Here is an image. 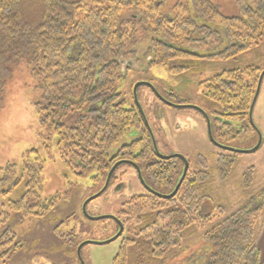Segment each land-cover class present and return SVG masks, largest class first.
I'll list each match as a JSON object with an SVG mask.
<instances>
[{
    "label": "trees",
    "instance_id": "16d2710c",
    "mask_svg": "<svg viewBox=\"0 0 264 264\" xmlns=\"http://www.w3.org/2000/svg\"><path fill=\"white\" fill-rule=\"evenodd\" d=\"M168 3L169 0H0V107L14 65L24 61L39 83L40 95L33 103L39 128L54 135L65 167L74 176L89 180L90 186L102 184L115 160L131 157L137 144L139 156L153 152L140 112L133 105L126 107L115 91L121 79V56L131 55L140 40L149 35L148 67L163 66L172 74H181L189 67L177 65L176 59L235 58L264 37V0H237L239 15L232 17L223 16L211 0ZM195 17L223 27L227 45L222 51L205 56L197 53L201 46H211L210 41L215 44L208 49H213L221 38L210 26L199 25ZM257 79L253 70L248 79L242 78L241 72L223 71L202 82L203 95L224 113L222 117H227L234 105L243 120ZM131 129L138 131L137 137L112 152L113 145ZM220 130L216 126L221 140ZM31 153L23 154L19 168L8 164L0 170L2 181L13 179V186L23 190L24 197L12 209L36 215L23 199L36 193L43 170V160ZM200 160L206 168V158ZM234 160V156L223 152L216 155L221 178L229 174ZM17 174L19 180L14 179ZM173 175H169L165 187H172ZM210 178L208 171L200 170L198 174H188L187 183L174 198L132 196L124 202L128 230L113 264H128L126 246L137 247L139 240L148 260L160 259L167 250L180 245L181 232L190 226L202 230L203 239L213 247L208 264H264L255 243L261 203L253 205L250 198L229 214L218 206L215 212L219 220L213 223L214 207L208 208L206 195L197 193ZM134 209L136 215L131 217L128 211L133 213ZM64 222L59 221L54 230ZM4 234L6 231L0 234V252L6 244ZM75 236L71 231L58 237L73 240ZM4 254L3 251L0 256Z\"/></svg>",
    "mask_w": 264,
    "mask_h": 264
},
{
    "label": "rangeland",
    "instance_id": "374dc122",
    "mask_svg": "<svg viewBox=\"0 0 264 264\" xmlns=\"http://www.w3.org/2000/svg\"><path fill=\"white\" fill-rule=\"evenodd\" d=\"M174 1L169 0L168 4L171 5ZM211 2L223 16L239 15L237 0H211ZM38 9H42L41 4ZM195 19L199 25L210 26L213 31L219 33L221 38L213 49H208V46L212 47L215 44L210 41L211 46H201L202 50L197 49L199 50L197 53L200 56H205L222 51L227 45L223 27L218 23L199 17H195ZM149 39V35L145 36L131 55L121 56L119 59L121 79L117 82L115 91L119 94V98L125 102L126 107L136 106L133 88L140 82L151 84L162 96L168 95L169 97V94H172L171 101L187 102L199 107V105H208V101L203 95V81L223 71L241 72L244 79H248L251 70L258 74V77L264 71V37L260 41L252 43L249 48L237 54L235 58H192L188 56L176 59L177 65L189 67L188 71L184 70L185 72L181 74H172L167 67L163 66L148 67V62L151 59ZM187 51L189 50L187 49ZM39 95V83L32 74L29 65L24 61L15 64L3 90L0 107V169L5 168L8 164H15L19 168L23 154L35 150L36 153H31V155H37L43 160L40 188L36 187L35 190L39 195V200L46 201L45 199L53 197L54 200L50 204L51 209L43 217L27 215L23 210L12 209L21 200V197H24L21 195L22 188H12L9 193L7 190L12 185L0 186V232L6 228V225L2 223L8 222L5 221L7 215L11 217L12 228L22 241L21 249L17 253L11 257H0V264H78L76 248L81 241L101 242L116 232L113 220L108 218L88 220L81 214L82 203L101 189L105 181L102 184L90 186L89 180L74 176L65 167L59 157L54 135H47L39 128L33 110V103L39 98ZM136 96L148 125L154 129L153 134L157 146L160 147L162 144L156 129L157 126H162L166 128L165 135L171 148L187 155L193 167H197V165L200 167L198 161L201 162L202 157L206 158V168L202 166V169L208 171L211 178L197 189V193L206 195L205 203L208 208L211 205L214 207L213 223L219 220L215 212L218 206H222L225 209V214H229L250 198L254 200H252V204L253 202L261 203L255 240L260 235L261 237L260 241H255V243L260 255L264 257V75L251 114L250 127L253 131L240 134L234 139L224 142L226 146L237 150L253 148L259 136L261 143L258 149L253 152L235 154L234 165L224 178H221L215 165L216 154L220 151L210 142L206 124L201 116L188 108L166 106L155 97V94L146 85L137 87ZM215 108L218 109L217 106ZM211 133L219 143L221 140L214 125H211ZM136 136L133 129L129 130L113 145L112 152ZM160 150L161 153L168 152L161 147ZM120 169L128 168L123 166ZM249 170V174L246 175ZM2 174L3 172L0 170V177ZM180 176L181 174L173 175V184L168 190L171 191V188L174 190ZM123 181L125 187L119 194L113 196L115 192L112 191V193L111 187H109L104 195L89 202L86 207L87 214L98 216L112 213L115 211V206L144 190L135 174H126ZM183 187L184 183L176 195ZM4 191L7 192L3 193ZM36 199L32 193L27 194L24 198L25 201L34 200L35 202ZM137 209H134L133 213L128 211V214L131 217L135 216ZM67 217L68 219H66ZM61 220H65L64 224L53 235L52 227ZM15 222L16 224H14ZM211 225L212 223L209 224V226ZM127 230L128 226L125 225L121 236L112 242L84 245L81 249V257L85 264H113V259L118 254L122 240L127 235ZM71 231L76 235L73 240L71 237L61 239L58 237L60 235L67 236ZM196 232H202V230L196 226L185 228L181 232L180 245L170 248L161 259L153 263L179 264L190 252L195 249H204V246L207 245L212 251L211 243L197 237ZM69 241L71 244L68 243ZM141 242L139 240L137 247L126 246L128 264H146L145 261L148 258L144 254L145 248Z\"/></svg>",
    "mask_w": 264,
    "mask_h": 264
},
{
    "label": "flooded vegetation",
    "instance_id": "af4514ba",
    "mask_svg": "<svg viewBox=\"0 0 264 264\" xmlns=\"http://www.w3.org/2000/svg\"><path fill=\"white\" fill-rule=\"evenodd\" d=\"M141 85H143V84H141ZM155 90L157 91L158 95L161 98L165 99L166 101L171 102L173 104L182 105L181 107L169 106L165 102L160 100L158 98V96L152 90V92L155 94V97L158 98V100H160V102H162L163 104H165L168 107L191 109L194 112H196L199 116H201V118L204 120V122H205L204 114L207 115V117H208V119L210 121V125H214V126L216 125V126L220 127L221 134L223 135L222 138H221V141H223V142L221 144H223L225 146H226V144L224 142H227L230 139H234L236 136H238L240 134H247V132L253 131L252 127H250V124L252 122H250L249 115H247L245 119L241 120V118L238 116L240 114V111H236L235 108H234V105H233V109L227 113L228 116L227 117H225V116L222 117L221 115H224V113L218 112L217 109L215 108L216 105H214V103L211 102L210 100H208L207 98L206 99L208 101V105H205V106H200L199 105V107H198L197 105L194 106L193 104H188L187 102L180 103V102H176V101H171L170 97L172 96V94H169V97H168V95L162 96V94H160L157 89H155ZM134 95H136V91H135ZM136 99H137V96H136ZM137 101H138V99H137ZM233 103H234V101H233ZM135 107L138 109L137 104H136ZM200 109H201L202 112L200 111ZM138 111H139V109H138ZM215 119H217L218 121L215 120ZM142 123H143V125H144V127L146 129V132L150 136L152 149H153L152 155H150V156H142V155L139 156L140 155V150H139L138 144H137L134 147V154L131 157H129L128 159L122 158V159L115 160V162L120 161V160L121 161L127 160V161H124V162L120 163L119 165H117V167L111 173V177L109 179V183H108L106 189L99 196L104 195L107 192L109 187H111L110 188L111 192L112 191L115 192V193L112 192L114 194L113 196H115V194H119L122 191V189L125 187V182L123 181V177L126 174H135L136 177L138 178L141 186L144 189L142 193L135 194V195H132V196H154L156 198H159L157 195L149 192L143 186L138 174H140V176H141L143 182L145 183V185H147L151 190H153L155 192H158L160 194H169L173 190L171 188V191H170V189L168 190V188L165 187L169 175L170 174H182L185 164H184V161L182 160V158H180V157H173V158H170V159H162V158H160L158 156V153L155 152L156 150L159 152V154L164 155V156L178 154V155H180V156H182L183 158L186 159L187 164H188V168H187L186 176L183 179V181H182V183H181L179 188L182 187L183 183L184 184L187 183L188 174H198L200 170H203L202 169V163L200 161H198L199 164H200V167L198 165H197V167H193L191 162L189 161L187 155H184L181 152H179V151H177L175 149H172L171 146L169 145L168 140L166 139V135H165L166 128H164L162 126H157L156 131H158L159 138H160V143L162 144V145H160V147L163 148V150L168 151V152L161 153L160 147L157 146V142H156V140L154 138V136H155L153 134L154 133V131H153L154 129H153V127L151 129V127L149 125V128L151 130V133H152L155 145H156V150H155L154 145H153L152 137H151V135H150V133H149V131L147 129V126L145 125V122H144L143 118H142ZM205 124H206V122H205ZM135 132L138 135V132L137 131H135ZM217 149L220 152L225 153V155L234 156L235 157V153L229 152L227 150H223V149H221L219 147H217ZM146 160H148V161H146ZM113 164L111 165V167L113 166ZM123 166H126L128 169H120ZM110 168H109V170H110ZM109 170L107 171L106 174H108ZM146 174H151L150 178L146 177ZM106 177H107V175H106ZM3 178H4V175L2 174V176L0 177V186L8 185V184L12 185L9 188V190H7L10 193L12 188H16V187H14L15 185L13 186V184L15 183V180L11 179V180H7V181H2ZM14 179L19 180V174L15 175ZM105 180H106V178H105ZM38 188H40V185H39ZM100 190L101 189H99L97 192H99ZM7 191H5V192H7ZM22 191H21V193H22ZM35 192L36 193L33 194V195H35L36 198H37L36 202L34 200H30V201L26 200L25 206L30 208L31 213L32 212L36 213V215H34V216L43 217V215L46 214L47 211H49L51 209L50 208V206H51L50 204L54 200V197L52 199H45L46 201H44L43 199L39 200V195H38L36 190H35ZM132 196H130L127 200H129ZM123 204L124 203H121V204H118L117 206H115L116 207L115 211L112 212V213L110 212V213L101 214V215H107V214L108 215H112V216H114L116 218V220L112 219V218H108V219L113 220L115 222L116 232L118 231V225H117L116 221H121V223L123 224L124 229H125V225H127V223L125 222V219H126L127 215L124 213L125 212V207L123 206ZM86 207H87V205H86ZM81 211H82V209H81ZM81 214H83V213L81 212ZM89 216H91V215H89ZM122 217H123V219H122ZM5 218H7V219H5V221H8V222L7 223H4V222L2 223V224L6 225L5 226L6 228H4L3 231L0 232V234H3V232L6 231V235L7 236L6 235L5 236L8 237V238L7 239H3V242H6V244H5V247H2L3 250L0 253H2L4 251L5 254L1 255L0 257H11L13 254L17 253L21 249V246H22L21 242L22 241L19 239V237H17L14 229L12 228V225H11L12 221L10 220L11 217H8L6 215ZM88 220H90V219H88ZM8 224H9V226H7ZM14 224H16V222ZM57 225H58V223L52 227L53 235L55 234L54 233L55 232L54 228ZM7 241H10V242L7 243ZM81 242H83V241H81Z\"/></svg>",
    "mask_w": 264,
    "mask_h": 264
},
{
    "label": "water",
    "instance_id": "95a60500",
    "mask_svg": "<svg viewBox=\"0 0 264 264\" xmlns=\"http://www.w3.org/2000/svg\"><path fill=\"white\" fill-rule=\"evenodd\" d=\"M263 75H264V71L261 72L260 75H259V77H258L257 84H256V89H255V92H254V94H253V97H252V100H251L250 106H249L248 115H249L250 122H251L252 109H253V106H254L255 100H256V98H257V95H258L259 89H260L261 80H262ZM141 84H143V85H147L151 90H153V92L158 96V98H159L160 100H162L163 102H165L167 105H169V106H173V107H181V106H182V105L173 104V103L168 102V101H166L165 99L161 98V97L158 95L157 91L154 89V87H153L151 84H149V83H145V82L137 83V84L134 86V88H133V93H134V94H135L136 88H137L139 85H141ZM134 99H135V102H136V104H137V107H138V109H139V111H140V113H141V115H142V118H143V120H144V122H145V125L147 126V129H148V131H149V133H150V135H151V137H152L153 145H154V148H155V150H156V145H155V142H154V139H153V136H152L151 130H150L149 125H148V123H147V121H146V119H145V117H144V114H143V112H142V110H141V108H140V106H139V104H138V101H137V99H136V95H134ZM200 111H201V109H200ZM201 112H202V111H201ZM203 114H204V113H203ZM204 116H205V122H206V127H207V135H208V138H209L210 142H211L212 144H214L215 146H217V147H219V148H221V149H223V150H227V151H230V152L236 153V154H239V153H247V152H253V151H255V150L258 149V147H259V145H260V143H261V138H260V136H259V139H258L256 145H255L253 148L249 149V150H237V149H233V148H230V147H228V146H225V145H223V144L218 143V142L213 138V136H212V133H211V125H210V121H209L207 115L204 114ZM155 152L158 153V156H159L160 158H162V159H170V158H173V157H180V158H182V160L184 161V164H185V165H184V168H183V172H182V174H181V176H180V178H179V180H178L176 186L174 187V190H173L171 193H169V194H160V193H158V192H155V191L151 190L147 185H145V183L143 182V180H142L140 174H138V176H139V178H140L141 183L143 184V186H144L149 192H151V193L157 195L159 198H162V199H170V198H173V197L176 195V193H177V191H178V189H179V187H180V185H181L183 179H184L185 176H186V172H187V168H188L187 161H186L185 158H183L182 156H180V155H178V154H173V155H169V156H164V155L159 154V152H158L157 150H156ZM124 161H127V160H124ZM124 161H121V160H120V161L115 162V163L113 164V166L110 168V170H109V172H108V174H107L106 180H105V182H104V185H103V187L101 188V190H100L99 192H97L96 194H94V195L90 196L89 198H87V199L82 203V206H81L82 213H83V215H84L86 218H88V219H90V220H99V219H105V218H112V219H115V220H116V218H115L114 216H112V215H108V214H107V215H99V216H89V215L86 213V205L88 204V202H90L91 200L97 198L102 192H104V190L106 189V187H107V185H108V183H109V179H110V177H111V173H112L113 170L117 167V165H119L120 163H122V162H124ZM116 222H117V225H118V231H117L112 237H110V238H108V239H106V240H104V241H101V242L91 241V240H85V241L79 243V245H78L77 248H76V256H77V259H78V261H79L80 264H85V262L83 261V259H82V257H81V248H82L84 245L89 244V243H95V244L109 243V242H112V241L116 240L118 237L121 236V234L123 233V229H124L123 224L121 223V221H116Z\"/></svg>",
    "mask_w": 264,
    "mask_h": 264
},
{
    "label": "crops",
    "instance_id": "0c3cea01",
    "mask_svg": "<svg viewBox=\"0 0 264 264\" xmlns=\"http://www.w3.org/2000/svg\"><path fill=\"white\" fill-rule=\"evenodd\" d=\"M201 233L202 232H198V233L196 232L195 235L197 237H200L203 240ZM260 237H261V235L259 236V238H257V240H256L257 242L260 241ZM204 247H205L204 249H195L193 252H190L188 255L185 256L182 263H179V264H207L208 258H209L212 251L208 245L204 246ZM153 260H146L145 263L146 264H152L153 262L155 263V261H157L159 259H153Z\"/></svg>",
    "mask_w": 264,
    "mask_h": 264
}]
</instances>
